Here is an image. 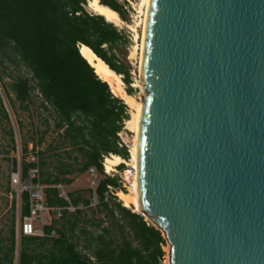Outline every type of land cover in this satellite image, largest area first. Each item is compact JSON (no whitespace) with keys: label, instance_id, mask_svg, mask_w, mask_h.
<instances>
[{"label":"water","instance_id":"1","mask_svg":"<svg viewBox=\"0 0 264 264\" xmlns=\"http://www.w3.org/2000/svg\"><path fill=\"white\" fill-rule=\"evenodd\" d=\"M143 53L141 214L170 264H264V0H150Z\"/></svg>","mask_w":264,"mask_h":264},{"label":"trees","instance_id":"2","mask_svg":"<svg viewBox=\"0 0 264 264\" xmlns=\"http://www.w3.org/2000/svg\"><path fill=\"white\" fill-rule=\"evenodd\" d=\"M100 2L127 20L122 0ZM88 4L89 0H0V84L17 124L16 129L0 91V125L11 146L7 152L17 151L18 131L26 177L36 166L27 160L29 145L35 149L50 130L58 133L59 144L50 146L64 149L52 153L58 163L52 166L40 156V179L49 206L69 205L55 186L71 184L69 175L90 167L102 174L95 191L98 204L90 205L92 188L87 189L88 196L80 189L69 191L73 205L86 207L53 217L43 236L21 232L18 243L13 218L9 236L0 235V264H162L166 242L162 231L118 200L115 189H122L120 178L104 171L106 155L130 156L128 148L120 146L118 134L129 118L128 106L80 51L82 45L90 47L122 75L127 92L133 94L123 54L129 35L105 16L89 11ZM19 109L48 112L46 129L26 131ZM12 161L16 170L18 159ZM21 202L24 216L29 213L28 191L21 193Z\"/></svg>","mask_w":264,"mask_h":264},{"label":"rangeland","instance_id":"3","mask_svg":"<svg viewBox=\"0 0 264 264\" xmlns=\"http://www.w3.org/2000/svg\"><path fill=\"white\" fill-rule=\"evenodd\" d=\"M122 1L125 4L127 20H125L124 23H121L119 28L123 29L129 35V40H130V42L127 43L126 46H124L123 54L126 58L125 59L126 63L130 67V76L132 80L130 87L132 88V93L139 101H141L142 100L141 98L143 95L141 93L142 92L141 88L138 86H135L134 83H137L141 79V67H140L141 53H142L141 45H142V41H143L142 39L144 35V28L142 25V16L144 13L141 8L142 0H122ZM87 8L89 9V11L93 12V10L88 5H87ZM128 24L131 25L132 28L129 27ZM135 47H137L136 50H135ZM132 50H135L136 52L134 57H132V54H131ZM10 71H11V68L7 70V72H10ZM6 80L7 82H9V79L7 76H6ZM124 87L127 89L126 83L124 84ZM0 91L3 94L4 101L7 107L9 108V111L11 112V117L13 118L12 121L14 122L15 128L17 129L15 118L9 106L8 99L3 93V88L1 84H0ZM37 104H38V99L36 98L35 105ZM125 104L127 103L125 102ZM127 106H128V113H129V118H130L133 109L128 104ZM39 112H42V115H40ZM19 113H20L21 119L25 123L26 131L28 130L31 133L32 132L36 133L37 129H40L41 131H44L46 129L44 118L48 116V112L41 111V109H35V111H32V110L26 111V110L19 109ZM120 134H121L120 136L121 141L128 148L130 156L126 160L129 161L132 158L131 156L132 142L131 141L134 138V132L128 129L125 123L122 130L120 131ZM34 135L37 136V134H34ZM16 140H17V148H18L17 151L7 152V150L10 149L11 146L8 143L9 142L8 137L5 135L4 131L2 130V126L0 125V235L6 238L9 236L13 218H15V223H16L15 228H16L17 240L19 243L20 234H21V227H20L21 217H22L21 215V205H22L21 193L19 192L18 187L14 185L12 177H11L12 172L15 170L12 158L16 157L18 159L17 168L19 164H21V160H22L21 149H20L21 148L20 138L18 135V131L16 135ZM59 142H60V139H59L58 133L53 130H50L45 136V139L41 145H38L35 149H33L32 144L29 145V155H28L27 160H29V157L33 155L35 156L39 155V158L40 156H44V157H47L48 162L53 166L54 164L58 162L57 160H55L57 159L56 158L57 156L53 155L52 153L54 152L64 153V149L60 148V149L54 150V149H50V146L51 145L56 146L59 144ZM42 151L44 153H41ZM121 164H123L124 166L121 167ZM121 164L116 167L117 171H113L109 175H117L120 178L119 180L121 181L122 189H119V190L115 189L117 191L115 192V194L117 195L118 200L121 201L122 204L124 205L123 200L119 197L117 193L120 190L124 192L125 191L129 192L131 185L129 181L126 179L125 173H124V171H126V169L128 168V165L126 163H121ZM105 169L106 168L104 166V171L107 173ZM97 176H98V179H100L102 177V174H99L97 172ZM69 177L73 178V182L71 184L66 185L68 192L71 190L80 189L83 191L84 196H88L87 189L92 188L93 186V175L90 172V170L82 174L74 173V174L69 175ZM14 201H16L15 209H14ZM129 208L135 211L132 207H129ZM97 216H99L100 218L104 217L103 214H100V213L97 214ZM49 217L53 218L57 216L53 212H51L49 214ZM144 217L150 224L153 225L152 221L148 217L146 216ZM36 226L38 227V229L41 228L42 222L37 221ZM55 234L56 233L53 232L51 235H55ZM162 248L165 252V255L163 256V259H162V264H169L168 262L169 261V243L166 241L165 244L162 245Z\"/></svg>","mask_w":264,"mask_h":264},{"label":"bare ground","instance_id":"4","mask_svg":"<svg viewBox=\"0 0 264 264\" xmlns=\"http://www.w3.org/2000/svg\"><path fill=\"white\" fill-rule=\"evenodd\" d=\"M141 8L143 11L142 25L145 32V24L148 14V5L150 0H142ZM88 6L93 10L94 13L101 14L105 16L106 20L113 22L115 25L120 26L124 23V20L114 9L107 5H104L100 0H89ZM132 28L131 25L128 24ZM142 53H141V79L134 83L135 86L141 88V93L143 94V69H144V35L142 39ZM137 47H135V50ZM82 54L90 62V64L95 68L96 73L105 81H107L112 89V91L122 98L132 109L131 117L126 120V127L134 132V138L131 141V160H126L119 154L108 155L105 160V168L107 172L117 171L116 165L121 163H126L128 168L125 173L126 179L129 181L131 188L129 192L118 191L119 197L123 200L126 207H132L135 211L141 212V203L139 196V182H138V128H139V116L141 111L142 100L139 101L133 94L127 92L124 87V80L122 75L118 74L113 70L102 58H100L90 47L82 45L80 48ZM135 50H132V57L135 56ZM142 99V98H141ZM130 167V168H129ZM147 217V216H146ZM170 264V261H168Z\"/></svg>","mask_w":264,"mask_h":264},{"label":"built area","instance_id":"5","mask_svg":"<svg viewBox=\"0 0 264 264\" xmlns=\"http://www.w3.org/2000/svg\"><path fill=\"white\" fill-rule=\"evenodd\" d=\"M126 123V120L125 122ZM120 136V132L118 133ZM120 146L123 145V142L121 141ZM112 155V154H110ZM107 158V155L104 157L103 164L105 166V160ZM29 161L35 162L36 166L31 167L28 171V175L26 177H23L22 175V168L21 164H19L18 168L12 172V180L15 186L18 187V190L20 193L23 191H28L30 193V206H29V213L21 217V232L24 235H45L44 233V226L51 223V220L49 217V214L53 212L57 217H61L63 215V211L67 210L69 212H74L76 209H84L86 206L84 204H80L78 206H75L71 203L70 197L68 194V189L66 184L64 183H58L55 186L59 189V196L62 198H65L69 201V205L67 206H49L46 203L45 198V187L46 185L41 182L40 179V158L39 155H33L29 157ZM119 165H116L117 167ZM90 172L93 175V186L92 189L94 191L93 198L91 200L90 205L96 206L98 204V198L95 193L96 187L100 181L97 176V170L95 167H90ZM106 170V169H105ZM108 174H111V172H107ZM110 188H112L110 186ZM52 219V218H51ZM41 221L42 227L38 229L36 226V222Z\"/></svg>","mask_w":264,"mask_h":264}]
</instances>
